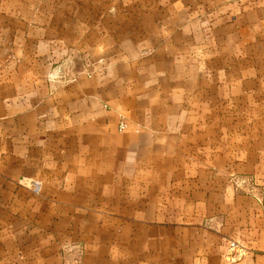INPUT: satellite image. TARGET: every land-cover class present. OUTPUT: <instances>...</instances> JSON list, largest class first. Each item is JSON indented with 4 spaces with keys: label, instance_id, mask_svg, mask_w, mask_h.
Listing matches in <instances>:
<instances>
[{
    "label": "crops",
    "instance_id": "1",
    "mask_svg": "<svg viewBox=\"0 0 264 264\" xmlns=\"http://www.w3.org/2000/svg\"><path fill=\"white\" fill-rule=\"evenodd\" d=\"M0 264H264V0H0Z\"/></svg>",
    "mask_w": 264,
    "mask_h": 264
},
{
    "label": "rangeland",
    "instance_id": "2",
    "mask_svg": "<svg viewBox=\"0 0 264 264\" xmlns=\"http://www.w3.org/2000/svg\"><path fill=\"white\" fill-rule=\"evenodd\" d=\"M125 1V0H124ZM115 4L114 5H110V6H108V8H111V9H113V11H116V10H114V9H117V11L118 12H124L125 11V8H128L129 7V9H131L132 8V5H130V6H126L125 5V2H118V1H113ZM132 3V2H131ZM102 8H103V6H102ZM135 8H139V7H137V6H135ZM229 43H230V45H232V43H233V41H229ZM234 45H233V47H236V39L234 40ZM218 44V42H217V39H215V45H217ZM225 45V44H224ZM56 69L57 70H55V73L53 74V77L54 78H59L60 77V75H58V74H60L61 72H63V67H60V66H58V67H56Z\"/></svg>",
    "mask_w": 264,
    "mask_h": 264
},
{
    "label": "built area",
    "instance_id": "3",
    "mask_svg": "<svg viewBox=\"0 0 264 264\" xmlns=\"http://www.w3.org/2000/svg\"><path fill=\"white\" fill-rule=\"evenodd\" d=\"M124 126H125L124 123L121 122V123L119 124V129H123Z\"/></svg>",
    "mask_w": 264,
    "mask_h": 264
}]
</instances>
